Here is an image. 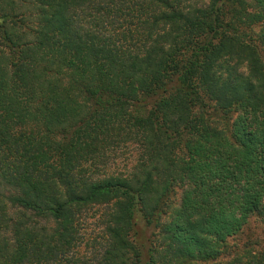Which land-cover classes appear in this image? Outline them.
<instances>
[{"label":"trees","instance_id":"trees-1","mask_svg":"<svg viewBox=\"0 0 264 264\" xmlns=\"http://www.w3.org/2000/svg\"><path fill=\"white\" fill-rule=\"evenodd\" d=\"M14 4L0 0V264H264L262 244L221 261L264 221V0ZM209 107L241 125L213 126ZM94 206L102 240L79 260Z\"/></svg>","mask_w":264,"mask_h":264},{"label":"rangeland","instance_id":"rangeland-1","mask_svg":"<svg viewBox=\"0 0 264 264\" xmlns=\"http://www.w3.org/2000/svg\"><path fill=\"white\" fill-rule=\"evenodd\" d=\"M15 4V11L19 16H27L30 12L35 13V8H33L31 4V0H11ZM22 16V17H23ZM33 20V17L29 18V22ZM27 24V20L25 21ZM23 25V24H22ZM22 25L17 28L18 30H25V26ZM255 31L258 30V27L254 28ZM4 52V49H3ZM264 55V53H263ZM204 112L207 116H203V118L207 119V121L213 126L220 128L221 120L220 118L224 117L226 120H229V123L235 128L241 125V116H243V112L241 109H235L234 111L228 113L227 115H222L218 110L212 108L205 109ZM216 115V118L211 117ZM132 149H122L119 151L117 157L111 160V168L113 171L125 170L127 169L133 161V157L135 156V152L131 151ZM111 159V158H110ZM182 189L176 185L174 187V193L170 199V206L167 211V215L172 212L173 208H176L180 203L181 191ZM103 213V207L94 206L90 208L88 213L83 217L80 226V234L81 238H79V245L75 249L74 257L79 260L85 259L90 260L96 254V249L99 248L100 242L103 236V225L101 222V214ZM165 216L163 217V219ZM166 219V218H165ZM251 231L247 234L249 229L246 231V234L239 236L238 238H228V244L230 245L229 250H227V254L223 256L222 262L228 261L235 252H242L243 248L251 247L258 248L259 245H264V221L259 219H252L250 222ZM252 236V238H251ZM153 238V237H152ZM157 238V236H156ZM249 238L254 239L250 240ZM256 238V239H255ZM158 240V239H157ZM99 242V243H98ZM160 242V241H159ZM156 247L160 248V244L156 243ZM234 250V251H233ZM229 254V255H228ZM158 264L160 263V258L157 259ZM193 262V261H192ZM195 263L198 264H208L202 263L199 260H195ZM87 264H94L93 261L86 262ZM173 263V262H172ZM171 263V264H172ZM164 264V263H163Z\"/></svg>","mask_w":264,"mask_h":264}]
</instances>
